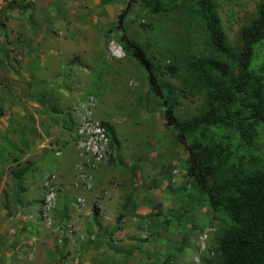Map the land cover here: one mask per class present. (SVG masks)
Masks as SVG:
<instances>
[{
    "label": "rangeland",
    "instance_id": "1",
    "mask_svg": "<svg viewBox=\"0 0 264 264\" xmlns=\"http://www.w3.org/2000/svg\"><path fill=\"white\" fill-rule=\"evenodd\" d=\"M259 1H219L233 49ZM129 2L0 0V264H127L119 254L90 260V243L141 254L132 264H211L215 257L217 231L228 221L207 206L183 203V187L192 183L183 174L188 153L123 41L150 42L164 68L180 43L206 52L204 29L187 6L152 15L141 0L120 24ZM258 57L264 60V45ZM202 104L200 95L189 96L176 114L189 119ZM84 118L116 131L100 160L80 144ZM27 165L29 175L14 182L12 172ZM147 190L172 204L156 203L145 232L131 231L122 245L115 234L125 225L117 224L125 199ZM177 213L182 226L194 228L180 252ZM151 243L160 255L144 258Z\"/></svg>",
    "mask_w": 264,
    "mask_h": 264
},
{
    "label": "trees",
    "instance_id": "2",
    "mask_svg": "<svg viewBox=\"0 0 264 264\" xmlns=\"http://www.w3.org/2000/svg\"><path fill=\"white\" fill-rule=\"evenodd\" d=\"M135 1L121 13L120 24L132 14ZM219 1L141 0L152 15L187 6L204 29L206 52H192L180 43L162 68L150 42L123 41L126 54L146 70L150 91L163 100L167 122L188 153L185 170L192 183L183 187V203L207 206L228 221L217 231L211 264H264V60L258 57L264 45V0L254 20L239 30L234 49L222 26ZM196 95L203 97L201 109L180 120L177 108ZM105 127L113 142L114 127ZM31 167L13 171V181H23ZM132 199L126 198L117 224L126 218ZM174 215L182 230L180 252L189 247L194 228L182 226L181 215Z\"/></svg>",
    "mask_w": 264,
    "mask_h": 264
},
{
    "label": "crops",
    "instance_id": "3",
    "mask_svg": "<svg viewBox=\"0 0 264 264\" xmlns=\"http://www.w3.org/2000/svg\"><path fill=\"white\" fill-rule=\"evenodd\" d=\"M183 174L186 175L185 169H183ZM183 180L184 179L180 175L176 180L177 184H180ZM131 197L133 199L124 212L126 214V218L123 220L125 223L124 228L120 229L115 234V239L122 241L123 242L122 245L127 244L129 240V236L131 235V231L134 232L140 231L141 233L145 232L146 228H148L149 226L147 223H149L152 220L153 217L152 215L155 212L153 211L154 205L156 203H160L164 205L172 204V201L164 202L163 200L157 198V194L156 193L152 194L150 190L144 191L141 194H137L135 198L133 196ZM91 246L92 244L90 243V245L88 246L89 252L88 253L87 251L85 252V254L86 253L88 254L90 260L97 258L99 259L100 257L102 258V255H106L107 257H109L108 259L110 258L115 259V257L117 256L116 254H119L124 260V262H126L127 264H132L134 262L139 261V256H141V254L139 253L132 254L131 252H129V248H125V249L122 248L123 249L122 251L117 252L111 250L112 246H107L106 244H102V243L97 244L95 246L93 244L92 246L93 248ZM145 247H144V251H146L147 255L146 257L144 256V258L153 257L154 256L153 253L160 255L159 249L154 244L147 245ZM84 248L86 247L84 246Z\"/></svg>",
    "mask_w": 264,
    "mask_h": 264
},
{
    "label": "built area",
    "instance_id": "4",
    "mask_svg": "<svg viewBox=\"0 0 264 264\" xmlns=\"http://www.w3.org/2000/svg\"><path fill=\"white\" fill-rule=\"evenodd\" d=\"M77 132L82 148L89 155L100 160L107 151L110 141L106 128L99 122L84 118Z\"/></svg>",
    "mask_w": 264,
    "mask_h": 264
}]
</instances>
